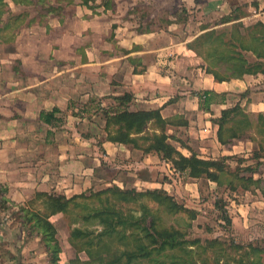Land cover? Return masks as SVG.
I'll use <instances>...</instances> for the list:
<instances>
[{
  "label": "crops",
  "instance_id": "crops-1",
  "mask_svg": "<svg viewBox=\"0 0 264 264\" xmlns=\"http://www.w3.org/2000/svg\"><path fill=\"white\" fill-rule=\"evenodd\" d=\"M7 1L14 14L25 7ZM102 1L97 0L100 6L96 9L68 4L63 17L51 14L47 21L22 26L10 41L0 38V183L8 186L7 197L16 203L29 201L37 191L72 196L114 184L138 190L163 187L176 195L166 181L140 173L162 162L174 171L170 161L130 144L111 140L99 144L96 135L89 134L96 132L94 126L105 125L99 114L84 110L94 97L109 106L115 104V96L131 92L130 110L160 109L165 118L183 117L186 124L169 125L167 132L176 136L169 142L186 156L192 151L203 158L242 153L248 159L252 155L254 142L249 138L222 144L219 125L213 119L232 106L230 94H238L236 102L240 100L247 111L264 112V73L217 81L188 43L210 28L264 22V0H202L203 5H197L198 0H180L186 15L214 1L218 5L208 12L213 10L221 17L239 14L224 23L211 17L194 19L191 14L187 20L177 18L167 7L170 0H114L110 8ZM162 11L169 15L164 24ZM151 18H155L154 26L149 27ZM203 89L226 93L227 99L216 98L210 110H205L198 97ZM244 92L248 94L242 97ZM54 107L60 109L54 113L59 122H44L41 112ZM89 120L91 127L86 125ZM254 162L246 160L247 164ZM261 166L255 178H264ZM108 170L113 175L106 176ZM250 194L264 202L260 190L243 191L246 197ZM250 206L248 201L246 208ZM59 215L64 214L51 219ZM74 257L60 259V263L70 264Z\"/></svg>",
  "mask_w": 264,
  "mask_h": 264
},
{
  "label": "trees",
  "instance_id": "trees-1",
  "mask_svg": "<svg viewBox=\"0 0 264 264\" xmlns=\"http://www.w3.org/2000/svg\"><path fill=\"white\" fill-rule=\"evenodd\" d=\"M25 6V10L14 14L7 0H0V38L10 41L22 26L32 22L47 21L51 14L63 17L65 6L82 3L96 9L97 0H13ZM105 8L113 6L114 0H103ZM30 8H35L31 17ZM182 11L186 7H182ZM239 14L220 17L216 23L229 22ZM244 27V32L242 31ZM206 28V27H205ZM190 48L203 59V67L212 73L217 81L243 78L246 74L264 73V22L257 21L245 26L243 23L232 28H210L188 43ZM248 92L241 93L244 97ZM200 106L210 110L216 98L224 101L226 93L203 89L198 92ZM115 104L101 105V99L91 98L84 110L91 113L95 107L97 114L104 120V135L95 136L96 142L111 140L142 149L145 153L157 152L172 163L175 172L192 178H202L215 182L218 187L226 186L232 192L258 190L264 195V178L254 177L264 162V112L247 111L241 101L222 109L221 115L213 120L219 125L218 139L228 144L235 138L257 140L258 147L253 149L248 159L256 162L245 164V157L222 155L216 158H203L192 151L184 155L169 138V125L186 124L181 116L163 117L160 109L130 110L133 99L131 92L115 96ZM60 111H42L40 118L49 124L54 113ZM55 122V123H56ZM251 132V133H249ZM90 135L92 133H89ZM90 135L87 137L90 138ZM95 135V134H94ZM97 140V138H101ZM230 159H236L237 165L231 166ZM1 185V183H0ZM4 192H8L5 189ZM25 204V205H24ZM215 206L221 205L220 200ZM27 230H32L40 239L49 258V264H61L62 247L58 238V229L52 216L63 213L70 218L71 241L77 250L70 264H198V249L205 247L199 237H190L193 221L199 215L198 209L179 201L167 189L121 187L117 184L99 190H87L67 196L55 191H37L35 196L20 204ZM223 208V218L232 224V216ZM98 223L99 229L91 231L79 226ZM83 238V241H77ZM209 242L217 243L214 240ZM209 245V244H207ZM254 250H261L253 247ZM86 254L82 259L80 253ZM200 258V259H199ZM203 262L207 263L206 259ZM259 264H263L258 261ZM217 264H220L217 262ZM242 264H257L245 262Z\"/></svg>",
  "mask_w": 264,
  "mask_h": 264
},
{
  "label": "rangeland",
  "instance_id": "rangeland-1",
  "mask_svg": "<svg viewBox=\"0 0 264 264\" xmlns=\"http://www.w3.org/2000/svg\"><path fill=\"white\" fill-rule=\"evenodd\" d=\"M183 1V0H182ZM232 2H238L242 0H231ZM197 5H203L202 0L197 1ZM218 5L217 2H213L211 6L204 9L192 8L191 11L183 13L182 10L175 12V9L181 8L180 0H170L167 2L169 11L175 13L177 18H183L187 20L188 16H193L194 19L198 17H211L214 21L219 19V14L208 10L215 8ZM23 8L22 11L25 10ZM31 11L34 8H30ZM145 11H142L144 14ZM164 15L163 23L169 21V15L167 11H162ZM185 17V19H184ZM155 18H151L148 23L151 26ZM157 24H160L156 21ZM149 25V24H148ZM238 94H230L228 98L232 105L238 99ZM96 109H92V113L96 114ZM90 114V113H89ZM88 117H91L88 115ZM96 122L98 120H95ZM99 123V122H97ZM91 121H87L86 125H91ZM96 132L93 133L97 136L104 135V131L98 124L94 126ZM99 134H98V133ZM251 133V132H249ZM97 138V140H101ZM254 142V149L258 147L257 140ZM195 150V149H194ZM242 154V153H241ZM241 154H235L237 157H243ZM229 163L235 167L237 165L236 159H230ZM247 164L246 162H244ZM155 164V163H154ZM161 164V165H160ZM160 166L153 167L150 171L149 168L141 170V175L152 176L162 181H166L167 186L176 195L175 197L184 202L190 207L198 209L199 215L193 221L190 237H199L202 240V245L207 246L198 249V257L202 256L206 259L207 263L203 262L205 259L198 260V264H242L245 262H255L264 264V202L258 200L256 195L251 194L246 197L243 195V191L238 193L230 191L226 186L218 187L216 184L206 179H193L186 174H178L174 172L167 164L160 163ZM261 171L264 172V162L262 164ZM106 176L113 175L112 170L105 172ZM122 177L127 179L126 174H122ZM8 189V186L4 183L0 185V264H49V258L44 250V247L40 243V239L36 233L32 230H27L24 224V218H22L24 211L21 208L22 203H16L7 197V193L4 192ZM248 199V200H247ZM253 199V202L250 200ZM220 200L221 206L216 207L215 201ZM250 202V207L246 208L247 202ZM25 203V202H24ZM229 211L232 216V224L223 218V208ZM25 205V204H24ZM248 210V214H246ZM248 216V217H246ZM58 229V238L62 247L61 260L67 261L69 257L74 256L75 248L71 243V229L72 224L69 217L65 215H59L53 217ZM81 227H88L91 231L99 229L98 223L85 225L82 222L78 224ZM216 240L217 243L212 244L208 240ZM77 241H83V238ZM209 244V245H207ZM253 247H258L261 250H254ZM81 257L86 259L84 252L80 253ZM200 259V258H199ZM65 264H68L67 262Z\"/></svg>",
  "mask_w": 264,
  "mask_h": 264
}]
</instances>
